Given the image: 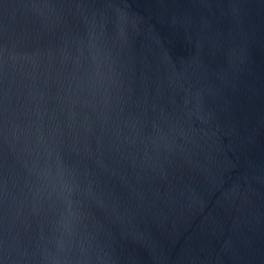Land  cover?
<instances>
[{
	"label": "water",
	"instance_id": "95a60500",
	"mask_svg": "<svg viewBox=\"0 0 264 264\" xmlns=\"http://www.w3.org/2000/svg\"><path fill=\"white\" fill-rule=\"evenodd\" d=\"M0 264H264V0H0Z\"/></svg>",
	"mask_w": 264,
	"mask_h": 264
}]
</instances>
